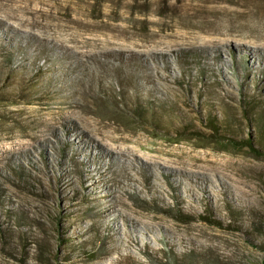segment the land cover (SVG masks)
<instances>
[{
  "label": "rangeland",
  "instance_id": "1",
  "mask_svg": "<svg viewBox=\"0 0 264 264\" xmlns=\"http://www.w3.org/2000/svg\"><path fill=\"white\" fill-rule=\"evenodd\" d=\"M0 264H264V0H0Z\"/></svg>",
  "mask_w": 264,
  "mask_h": 264
},
{
  "label": "trees",
  "instance_id": "2",
  "mask_svg": "<svg viewBox=\"0 0 264 264\" xmlns=\"http://www.w3.org/2000/svg\"><path fill=\"white\" fill-rule=\"evenodd\" d=\"M215 131H217V132H218V131H219V129H215ZM261 141H262V140H261Z\"/></svg>",
  "mask_w": 264,
  "mask_h": 264
}]
</instances>
